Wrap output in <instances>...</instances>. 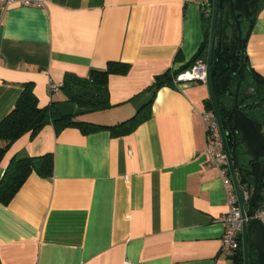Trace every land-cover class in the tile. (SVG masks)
<instances>
[{
    "label": "crops",
    "instance_id": "1",
    "mask_svg": "<svg viewBox=\"0 0 264 264\" xmlns=\"http://www.w3.org/2000/svg\"><path fill=\"white\" fill-rule=\"evenodd\" d=\"M209 1L0 5V121L26 82L39 107L55 102L59 113L101 125L130 118L152 98L148 116L129 133H56L45 125L10 146L0 178L13 157L45 153L53 172L30 173L7 204L0 202V264H238L220 249L227 206L223 179L205 154L206 83L147 90L156 76L192 64L199 53L194 63L206 62ZM258 7L244 52L264 77V0ZM111 61L129 69L109 75L106 109L80 107L60 87L49 91L66 73L87 77Z\"/></svg>",
    "mask_w": 264,
    "mask_h": 264
},
{
    "label": "trees",
    "instance_id": "2",
    "mask_svg": "<svg viewBox=\"0 0 264 264\" xmlns=\"http://www.w3.org/2000/svg\"><path fill=\"white\" fill-rule=\"evenodd\" d=\"M210 20L211 14L206 15L204 13V48L208 44ZM252 21L253 17L246 24L247 28L251 26ZM248 31L249 30L246 31L245 35L242 34L243 46L245 45ZM236 48V43H234L229 51L235 50ZM199 54L195 56L193 63ZM192 64L180 70H167L165 73L158 76V80L147 90H155L162 85L174 86V78L191 67ZM128 69V64L111 61L107 63L106 68L103 70H91L87 77H79L71 73H66L62 79L60 89L63 91L66 100L80 107L89 110L106 109L110 105L108 93L109 75H123L128 72ZM210 78L218 112L224 127L227 126L226 119L233 105L234 92L238 83L240 84V91L244 90L246 87H250L252 89V94L247 99L242 98L239 94L237 106L250 117L264 123V77L256 74L249 66L247 60L240 70L238 63L235 65L231 64V61L222 53L221 49L216 48L213 50ZM54 103L55 102H51L49 105L39 107L37 98L33 92L32 83L26 82L23 84V89L16 100L14 108L0 121V162L10 146L19 137L29 133L30 138H33L45 125H52L56 133L67 127H77L84 133L99 129H107L112 134L116 135L129 133L148 116L152 98L136 111L133 116L114 125H101L75 120L73 115L59 113ZM205 109L212 110V104L209 98L205 102ZM230 138L229 136L228 139ZM32 172L44 178L51 176L53 172L52 154L45 153L38 156H27L23 158L13 157L7 164L0 178V202L2 204H7ZM263 188L264 180L260 186L259 204H261L264 197L262 193ZM248 256V264H257L256 252L253 247L249 248ZM233 258L238 264H243L241 243L239 250Z\"/></svg>",
    "mask_w": 264,
    "mask_h": 264
},
{
    "label": "water",
    "instance_id": "3",
    "mask_svg": "<svg viewBox=\"0 0 264 264\" xmlns=\"http://www.w3.org/2000/svg\"><path fill=\"white\" fill-rule=\"evenodd\" d=\"M256 1L212 0L205 62V83L227 157L228 174L244 219L241 229L244 264H248L250 247L255 249L257 264H264V226L260 220L253 217L260 205L259 191L264 178V123L250 117L237 106L239 94L244 99L249 98L252 94L250 87L240 91V84L238 83L234 92L233 105L226 119L227 126L224 127L212 89L210 70L213 50L216 48L221 49L231 64L238 63L240 70L242 69L246 58L244 46L241 43V25L251 14ZM204 13L205 11H203ZM219 20H222L220 29ZM235 41L237 48L229 51ZM155 79H158V76ZM229 136L230 139H228ZM246 156H248L247 159Z\"/></svg>",
    "mask_w": 264,
    "mask_h": 264
},
{
    "label": "built area",
    "instance_id": "4",
    "mask_svg": "<svg viewBox=\"0 0 264 264\" xmlns=\"http://www.w3.org/2000/svg\"><path fill=\"white\" fill-rule=\"evenodd\" d=\"M0 5L3 8L13 6H34L45 7V0H0ZM206 64L202 61H196L187 70L181 72L174 78V83L180 81L197 80L205 82ZM49 91H56L60 85L49 83ZM205 122L204 130L206 134L205 154L208 163L217 168L224 182L225 189V204L227 211L222 218L224 231L221 239V252L234 256L240 248V233L242 229L243 217L238 206L235 191L227 172V157L223 149L222 139L220 136L219 127L213 113V110H204L201 115ZM254 218L260 220L264 226V197L254 212Z\"/></svg>",
    "mask_w": 264,
    "mask_h": 264
},
{
    "label": "flooded vegetation",
    "instance_id": "5",
    "mask_svg": "<svg viewBox=\"0 0 264 264\" xmlns=\"http://www.w3.org/2000/svg\"><path fill=\"white\" fill-rule=\"evenodd\" d=\"M211 2H212V0L209 1V7H208V10H207L209 15L211 14V7H212ZM260 2H261V0H257V1L255 2L251 14L248 16L247 20L244 21V22L242 23V25H243V24H247V23L249 22V20H251V18L253 17V15H254L255 12H256L258 6L260 5ZM221 7H222V6H221ZM233 14H235V13H233ZM231 21H232V20H231ZM221 25H222V20H219V27H221ZM242 25H241V26H242ZM219 29H220V28H219ZM242 38H243V36L241 35V43H242ZM234 43H236V46H237V42L235 41ZM234 43H233V44H234ZM233 44H232V45H233ZM242 44H243V43H242ZM241 91H243V90H241ZM261 122H262V121H261ZM263 131H264V128H263Z\"/></svg>",
    "mask_w": 264,
    "mask_h": 264
},
{
    "label": "rangeland",
    "instance_id": "6",
    "mask_svg": "<svg viewBox=\"0 0 264 264\" xmlns=\"http://www.w3.org/2000/svg\"><path fill=\"white\" fill-rule=\"evenodd\" d=\"M200 1H201V0H200ZM204 3L206 4V0H204ZM206 15H208V12L206 13ZM246 30H247V28H246V24H243V25L241 26L242 34H245V33H246Z\"/></svg>",
    "mask_w": 264,
    "mask_h": 264
}]
</instances>
